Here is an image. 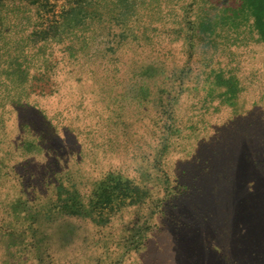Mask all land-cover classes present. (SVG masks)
<instances>
[{"label": "rangeland", "instance_id": "rangeland-1", "mask_svg": "<svg viewBox=\"0 0 264 264\" xmlns=\"http://www.w3.org/2000/svg\"><path fill=\"white\" fill-rule=\"evenodd\" d=\"M260 259L264 0L0 2V264Z\"/></svg>", "mask_w": 264, "mask_h": 264}, {"label": "trees", "instance_id": "trees-1", "mask_svg": "<svg viewBox=\"0 0 264 264\" xmlns=\"http://www.w3.org/2000/svg\"><path fill=\"white\" fill-rule=\"evenodd\" d=\"M2 0H0V2H1ZM257 189L254 191V192H251V194L252 195H256L257 194ZM208 216H210L211 217V215H208ZM259 257H260V255H259ZM261 261H262V259H260V261H258V263H260L261 264Z\"/></svg>", "mask_w": 264, "mask_h": 264}]
</instances>
